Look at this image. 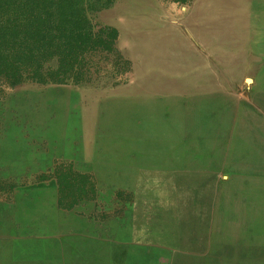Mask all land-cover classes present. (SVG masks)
<instances>
[{
    "label": "rangeland",
    "instance_id": "1",
    "mask_svg": "<svg viewBox=\"0 0 264 264\" xmlns=\"http://www.w3.org/2000/svg\"><path fill=\"white\" fill-rule=\"evenodd\" d=\"M94 22L117 37L87 82L0 80V264H40L76 219L148 211L167 151L214 146L264 89V0H113ZM260 188L245 206L264 241Z\"/></svg>",
    "mask_w": 264,
    "mask_h": 264
},
{
    "label": "crops",
    "instance_id": "2",
    "mask_svg": "<svg viewBox=\"0 0 264 264\" xmlns=\"http://www.w3.org/2000/svg\"><path fill=\"white\" fill-rule=\"evenodd\" d=\"M241 101L248 113L217 130L214 146L177 149L186 159L167 151L166 199L45 234L54 249L40 264H264L255 212L245 206L264 186V89Z\"/></svg>",
    "mask_w": 264,
    "mask_h": 264
},
{
    "label": "trees",
    "instance_id": "3",
    "mask_svg": "<svg viewBox=\"0 0 264 264\" xmlns=\"http://www.w3.org/2000/svg\"><path fill=\"white\" fill-rule=\"evenodd\" d=\"M113 0H0V80L87 82L116 31L94 22Z\"/></svg>",
    "mask_w": 264,
    "mask_h": 264
}]
</instances>
